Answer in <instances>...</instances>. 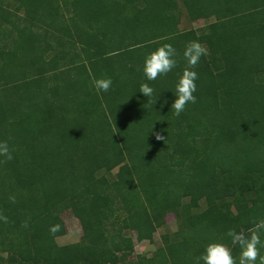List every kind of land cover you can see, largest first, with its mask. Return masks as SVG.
<instances>
[{"label": "trees", "instance_id": "trees-1", "mask_svg": "<svg viewBox=\"0 0 264 264\" xmlns=\"http://www.w3.org/2000/svg\"><path fill=\"white\" fill-rule=\"evenodd\" d=\"M183 11L208 22L181 27ZM193 40L208 54L195 68L197 100L177 116ZM166 43L177 66L147 81L145 57ZM5 141L0 264H204L212 242L238 258L228 231L264 220V0H0ZM65 210L83 235L59 244ZM170 212L178 229L131 259L129 232L152 241Z\"/></svg>", "mask_w": 264, "mask_h": 264}, {"label": "clouds", "instance_id": "clouds-1", "mask_svg": "<svg viewBox=\"0 0 264 264\" xmlns=\"http://www.w3.org/2000/svg\"><path fill=\"white\" fill-rule=\"evenodd\" d=\"M207 54V49L199 40H193L186 46L183 56L188 67L185 68L176 82L175 91L173 92L175 99L171 103V110H174L175 115L179 116L185 111L187 104L196 102L197 97L194 93L197 91L196 81L199 79V74L195 71V68L200 59L207 56ZM176 56L177 50L171 43L163 44L147 55L143 65L146 80L154 81L158 76H164L172 72L177 66ZM112 83L110 77L101 78L94 82V86L98 92H107ZM139 92L150 100L155 89L148 83H143ZM164 103L167 104L168 101L165 100ZM156 139L163 140L164 136L156 133ZM0 155L6 156L9 160L13 158L6 141L0 142ZM256 227L257 231L250 234L243 231L238 232L234 229L228 231L232 245L239 246L240 254L238 258L233 255L229 245L223 242H212L207 245L200 259L204 264H264V255H261L264 241L261 240L260 232V229H264V220L259 221ZM55 230L56 228H53V231Z\"/></svg>", "mask_w": 264, "mask_h": 264}, {"label": "rangeland", "instance_id": "rangeland-1", "mask_svg": "<svg viewBox=\"0 0 264 264\" xmlns=\"http://www.w3.org/2000/svg\"><path fill=\"white\" fill-rule=\"evenodd\" d=\"M208 21L199 19L198 21H189L186 18L185 12L183 11L181 27H200L204 26ZM117 170V169H116ZM115 170V171H116ZM204 203L202 206L204 207ZM62 219L66 225V234L57 237L59 244H67L76 242L82 239L83 229L80 220L74 215L71 210H65L61 214ZM179 220L174 212H170L166 215V223L162 227H159L155 233L153 240L148 239L138 240L134 231L129 232L134 238L135 250L131 256V259H136L137 255L151 256L162 245V235L165 233H172L178 229Z\"/></svg>", "mask_w": 264, "mask_h": 264}]
</instances>
